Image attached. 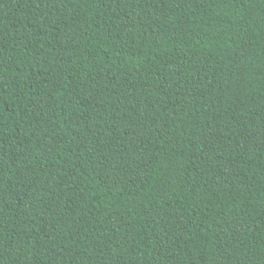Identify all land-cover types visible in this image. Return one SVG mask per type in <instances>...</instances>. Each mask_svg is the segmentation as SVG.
I'll list each match as a JSON object with an SVG mask.
<instances>
[{
    "label": "trees",
    "instance_id": "1",
    "mask_svg": "<svg viewBox=\"0 0 264 264\" xmlns=\"http://www.w3.org/2000/svg\"><path fill=\"white\" fill-rule=\"evenodd\" d=\"M0 264H264V0H0Z\"/></svg>",
    "mask_w": 264,
    "mask_h": 264
}]
</instances>
